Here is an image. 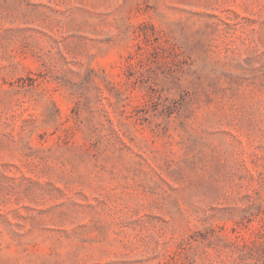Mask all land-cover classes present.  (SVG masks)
Listing matches in <instances>:
<instances>
[{"label":"rangeland","instance_id":"rangeland-1","mask_svg":"<svg viewBox=\"0 0 264 264\" xmlns=\"http://www.w3.org/2000/svg\"><path fill=\"white\" fill-rule=\"evenodd\" d=\"M0 264H264V0H0Z\"/></svg>","mask_w":264,"mask_h":264}]
</instances>
